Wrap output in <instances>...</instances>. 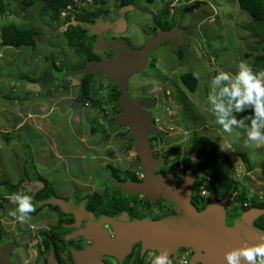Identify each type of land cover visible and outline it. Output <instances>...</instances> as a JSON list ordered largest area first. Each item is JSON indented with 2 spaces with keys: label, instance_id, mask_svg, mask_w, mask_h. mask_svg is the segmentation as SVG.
<instances>
[{
  "label": "rangeland",
  "instance_id": "374dc122",
  "mask_svg": "<svg viewBox=\"0 0 264 264\" xmlns=\"http://www.w3.org/2000/svg\"><path fill=\"white\" fill-rule=\"evenodd\" d=\"M119 1L100 0L99 7L106 13L90 31L99 40L90 42L97 54L103 57L102 62H114L118 66L120 59L127 61L140 57L143 54L141 50L150 39L163 36L164 42L147 52L148 63L144 69L139 71L134 67V72L128 76L127 87L135 102L145 99H138L143 95L155 98V107L151 111L155 118L154 127L158 131L167 129L169 135L164 143L153 141V134L159 136L160 132L148 136L149 157L152 164H156L154 171L167 170L184 154L196 166L203 141L212 139L219 143L225 155L220 163L221 182L234 180L240 184L242 191L247 192L249 199L264 201V143L246 142L248 128L233 127L231 132L224 131L216 123L208 102L212 92L211 80L216 77L212 72L214 67H222L235 76L241 63L250 68L257 55L246 56L249 53L246 44L257 40L243 28L253 21L250 13L242 10L237 0H172L169 6L165 5L168 0H155L153 4L139 0L127 9L118 8ZM91 3V0H78L77 5L93 10ZM43 5L42 0H36L35 5L24 11L18 2H14L6 15L0 13V29L15 23L20 28L42 32L35 49L0 46V131L15 133L23 140L4 142L0 137V197L8 198L2 203L4 214H1L0 233L2 238L16 240V246L11 247L8 246L11 243L6 245L0 238V250L10 248L11 251L13 248L4 259L12 254L16 264H28L36 251L39 254L46 251L43 234L38 232L40 230L46 231L49 236L54 235L64 261L68 259L61 240L68 230H55L60 217L48 209L37 216L30 215L24 223L8 215L9 210L15 207L10 203L11 194L23 192L33 198L41 184L39 177L50 182L57 193L51 198L70 197L83 201L92 196L105 198L104 195H115L114 199H124L129 206V197L133 196L138 200L135 207L139 215L150 216L149 220L154 221L174 216L177 214L175 209L178 211L175 202L164 198V186L159 187L158 197L154 199L145 193L124 189L122 183L106 171L110 165L116 168L119 177H124L126 172H134L136 168L142 173L143 161L135 147L138 140L132 135L133 127L122 124L120 120L122 106L114 107L107 101V112L102 114L101 109L81 105L77 102L79 81L71 77H64L63 80L52 68V63H56L57 67L64 65L66 70L73 71L83 68L84 63L67 42L64 19L51 21L42 13ZM115 18L120 20L119 23L116 24ZM115 25L118 30L105 34ZM108 48L115 53L111 59H106L110 51ZM48 71V82L38 84L45 81ZM185 73L198 76L199 88L195 93L182 83L180 77ZM98 74L118 86L109 75ZM103 76L98 81L107 86ZM63 84L68 85L67 92ZM107 92L101 91L100 98L104 102ZM13 125L16 129L12 128ZM93 130L96 132L93 133ZM130 138L136 140L134 146H131ZM260 144L261 149L256 148ZM243 155L250 159L253 169L250 176ZM29 159H33V167L26 172L25 166L32 164ZM144 180L145 175L140 182ZM22 181L21 190L19 185ZM5 182L10 185H5ZM105 201L108 202L107 198ZM32 203L34 205L33 199ZM225 211L227 221L228 212L231 218L234 208L227 204ZM75 238L77 236L70 237ZM184 255L183 252L174 258L171 256L168 258L170 264H181ZM105 256L118 259L108 254L99 257L101 262ZM74 261L75 264H89V259L78 262L74 258ZM122 262L125 263V258ZM93 264H98V261L94 260Z\"/></svg>",
  "mask_w": 264,
  "mask_h": 264
},
{
  "label": "trees",
  "instance_id": "16d2710c",
  "mask_svg": "<svg viewBox=\"0 0 264 264\" xmlns=\"http://www.w3.org/2000/svg\"><path fill=\"white\" fill-rule=\"evenodd\" d=\"M82 2H87L89 0H81ZM93 5V10L89 8H79L77 2L75 0H42L43 7L41 11L43 14L47 15L51 21L58 22L64 19L65 29L64 35L66 36L67 42L71 48L74 49L75 54L83 61L84 67L78 70H66L64 65L61 67H57L56 63H52L51 66L54 70L58 72L62 79L64 77H71L73 79H77L79 81V85L77 86V102L83 106H91L92 108L101 109L102 114H106L107 109L105 105L112 103L114 107L121 106V89L110 82L108 79V85L105 86L103 83L99 82V77L103 75L94 74V73H86L84 71L89 64L93 62H101L95 52L94 46L90 41H96V36L92 35L90 31L93 29V26L97 23V20L104 16L106 11L100 8L101 4L100 0H91ZM139 0H120L118 8L127 9L132 8L136 2ZM148 3L153 4L155 0H146ZM169 3L165 5L169 6L172 0H168ZM175 1V0H174ZM14 2H18L21 5L22 10L26 11L31 6L35 5L36 0H0V13L2 15H6ZM240 8L244 11H247L252 16V23L244 26L243 28L252 33L253 37L257 40L255 43L246 44L247 49L249 51L246 54L247 57H252L254 53L257 55L254 57V60L250 63V69L254 74H258L260 72H264V0H237ZM63 16V17H62ZM42 34V32L38 29H25L20 28L15 23H11L2 27L0 29V46L20 49L23 47H28L31 49H35L37 46V39ZM45 81L38 83L45 85L48 82V78L50 77L49 71L46 73ZM216 74V72H215ZM96 77L98 79H96ZM104 77V76H103ZM52 78V77H51ZM105 78V77H104ZM103 78V79H104ZM182 83L187 87V89L191 93H195L199 88V79L198 76L192 73H185L180 77ZM22 79L21 81H23ZM65 80V79H63ZM65 82V81H63ZM103 86H102V85ZM63 88L67 92L68 85L63 84ZM108 91L106 96V101L101 100V91ZM41 91V90H39ZM42 92V91H41ZM145 96V95H144ZM133 99V98H132ZM147 99V98H145ZM149 99L153 100V105L151 111L154 110L155 107V98L150 96ZM108 103L106 104V102ZM150 111V112H151ZM106 116V115H105ZM237 120H243L244 123L242 128H248L250 126V122L252 119V109L251 107L246 109L243 112L237 113L235 115ZM155 122V118L152 116V123ZM13 129H16V125H13ZM100 127L98 128V130ZM249 129V128H248ZM93 133L96 131L93 130ZM0 137L4 142H10L12 140H18L19 142H23L22 138L16 136L15 133L10 132H1ZM135 139L132 138L131 146H134ZM130 146V147H131ZM28 147V146H27ZM225 156L223 152V148L212 139H205L199 148L198 151V163L195 166L190 157L186 156L182 163L177 162L176 165L171 166L170 170H165L163 173L166 175L173 176L175 178L185 177L186 174H190L194 178L193 184V192L194 195L191 198V203L196 208V210L201 211L204 210L205 206H208L211 197L216 199L218 204L225 202L226 204H231L234 208V218L237 215H240L251 209H261L264 211V202H257L256 199H249L247 196V192L242 191L239 187V183H235L232 180L230 183H222L221 177L219 175L220 171V163L222 157ZM243 160L248 166L249 172L251 170V162L248 156L243 155ZM28 160V159H27ZM31 160V159H29ZM32 164L26 165V172L33 167V159L31 160ZM30 163V162H28ZM182 165L183 169L179 170L178 167ZM110 170V171H109ZM106 171H108L111 175H114L117 181L124 183L128 181V176H130V172L125 173V177H119L116 172V168L112 166H107ZM169 173V174H168ZM41 184L38 187L36 194L33 196V201H46L50 199L52 194L56 195L55 190L51 186V183L45 180L43 177H39ZM133 182H140L139 179L134 178V180H129ZM19 185L22 190L21 185ZM5 185L9 186L10 184L5 182ZM204 187L211 193V197H203L200 196V189ZM115 195H107L104 196L107 198V203L105 198L94 196L90 199H86L87 208L95 209V207L101 209L103 213L109 214L113 213L114 210L120 209L118 212L119 215L126 214V205L129 203L124 199H114ZM53 200H64L59 197L52 198ZM8 198L6 196L0 197V215L4 214V208L2 203L7 202ZM130 202H135V198L133 196L129 197ZM67 203V202H66ZM249 205L247 206V204ZM48 205L52 209L61 212L62 209L58 206L51 204H44L43 206ZM37 207L35 210L30 213L31 216H36L39 214L43 208ZM128 206V205H127ZM132 210V209H131ZM133 211V210H132ZM63 212V211H62ZM3 216H0L2 219ZM259 220H264V215H262ZM59 226L65 225L67 221L61 219L59 222ZM261 229H264L263 225H258ZM2 234L0 233V236ZM150 252L143 253L141 250V245L139 248L133 252H131L125 261V264H152V261L155 259H151L148 261ZM76 252L73 254L75 257ZM133 257L135 260L133 262ZM56 259V258H55ZM57 264V260L55 262Z\"/></svg>",
  "mask_w": 264,
  "mask_h": 264
},
{
  "label": "water",
  "instance_id": "95a60500",
  "mask_svg": "<svg viewBox=\"0 0 264 264\" xmlns=\"http://www.w3.org/2000/svg\"><path fill=\"white\" fill-rule=\"evenodd\" d=\"M162 41L164 42L162 35H158L154 40L150 39L145 48L141 50L143 54L138 52L141 54L140 57L135 56L127 61L120 59L117 63L121 64L118 66H115L114 62H93L81 73L109 75L121 87L123 115L120 120L122 124H130L133 127L132 135L138 140L135 147L143 161L142 168L145 173L144 182L130 181L122 183V187L128 191L145 193L157 199L159 187L164 186V198L178 205L177 214L158 221L149 219L130 221L128 216L118 219L95 220L92 215H87L84 205H81L80 208H73L64 200H48L47 204L59 206L66 213L74 212L78 220L86 218L90 221L87 229L79 234L93 239L95 247L84 253H76L74 258L78 262L80 259H89V264H93L94 260H97L98 264H103L99 257L108 254L116 256L119 261H122L138 243H141L144 249L143 253L147 250H156L159 255L166 253L170 258L181 248H186L193 249L195 252L194 259L190 264H227L225 258L227 253L246 246L264 244V232L254 226V222L264 215L263 210L251 209L237 215L233 219V225L228 226L225 202L218 204L216 199L211 197L206 209L201 211L196 210L191 204L194 184L192 176H186L184 184L176 190L177 178L170 175H155L153 168L156 167V164L153 165L149 157L147 139L152 133L158 134L159 131L151 125L152 113L143 108L149 101L143 99L135 102L127 87L128 76L134 72V67L142 71L148 63L147 52ZM131 67H133V71ZM212 72H216L218 75L221 72L227 73L221 67H214ZM226 83L231 84L232 81L229 80ZM104 223L111 226L115 234L114 238H110L108 233L103 230ZM8 253L9 249L0 250V264H8L4 259ZM50 264L56 263L50 259ZM241 264H244L243 260H241Z\"/></svg>",
  "mask_w": 264,
  "mask_h": 264
},
{
  "label": "clouds",
  "instance_id": "9594fccd",
  "mask_svg": "<svg viewBox=\"0 0 264 264\" xmlns=\"http://www.w3.org/2000/svg\"><path fill=\"white\" fill-rule=\"evenodd\" d=\"M75 1L78 2V0ZM229 80L232 81L231 84L225 83ZM211 88L212 92L208 96V102L211 105L212 114L216 117V123L221 125L226 132H231L233 127L242 128L244 121L237 120L233 112H243L247 107H251L252 119L248 126L246 142L264 143V72L254 74L247 65L241 63L235 76L229 75L228 72H221L214 77L211 80ZM261 145L256 148L261 149ZM251 173L253 171L248 170L249 176ZM207 192L211 197V193L208 190ZM9 199L15 207L9 210L8 215L21 223L28 221L29 214L35 210L31 196L20 192L11 194ZM260 202L264 201L261 199ZM225 258L227 264H241V260L244 264H264V244L234 250L227 253ZM152 264H170V261L167 254L162 253L155 257Z\"/></svg>",
  "mask_w": 264,
  "mask_h": 264
},
{
  "label": "flooded vegetation",
  "instance_id": "af4514ba",
  "mask_svg": "<svg viewBox=\"0 0 264 264\" xmlns=\"http://www.w3.org/2000/svg\"><path fill=\"white\" fill-rule=\"evenodd\" d=\"M120 16V15H119ZM121 17V16H120ZM122 18V17H121ZM100 19H102V17L100 18ZM100 19H98V20H100ZM120 21V20H119ZM119 21H116V18H115V22H116V24L117 23H119ZM108 27V26H107ZM118 26L117 25H115L112 29H110L108 32L106 31L105 32V34H108L110 31H113V30H118ZM103 30H107V29H103ZM101 31H102V29H101ZM104 34V35H105ZM96 39H98L99 40V37H96ZM113 40H116L115 38H112ZM127 42H129L128 40H126ZM109 49V48H108ZM110 50V49H109ZM94 52H95V54H96V56L100 59V60H102L103 59V57H101L100 55H98L97 54V52L95 51V48H94ZM115 55V53L113 52V50L111 49L109 52H108V57L106 58V59H111V58H113V56ZM218 74L216 73V76H217ZM105 79H107V78H105ZM128 85H129V80H128ZM152 96V95H151ZM149 95H143V96H141L140 98H138V99H143V98H147V101H149V103L148 104H146L145 106H144V109L147 111V112H150L151 111V108H152V105H153V100H151V99H149ZM151 125H153V123L151 122ZM159 136L158 135H156V134H153V136L155 135V138H154V140L153 141H159V142H162V143H164L165 142V140H166V137L167 136H169V135H167L168 133H167V129H159ZM134 139V138H133ZM130 140V142H131V140H132V138H130L129 139ZM176 152V151H175ZM186 156H188L187 154L185 155H183V158L180 160V161H175L171 166H173V165H176L177 164V162H179V163H182L183 161H184V159H185V157ZM171 168V167H170ZM170 168H168L167 170L169 171L170 170ZM178 169L179 170H182L183 169V167H182V165H180L179 167H178ZM155 174L156 175H166V173H163V171L162 170H155ZM169 174V173H168ZM144 175H145V173H144V171L142 172V173H139V171H137V168L135 169V171L134 172H131L130 173V176H128V181L129 180H134V178H137V179H139V181L141 180V178H144ZM190 175V174H189ZM188 174H186V176H189ZM185 176V177H186ZM124 177H125V175H124ZM185 177H179V178H177L178 179V186L176 187V189H179L183 184H184V179H185ZM127 181V182H128ZM37 190H38V188H37ZM37 190L35 191V194H36V192H37ZM57 194V193H56ZM193 195H194V192H193ZM192 195V196H193ZM105 196V195H104ZM93 197V196H92ZM92 197H89L88 199H90V198H92ZM99 197H101L100 195H99ZM59 198H61V197H59ZM61 199H65L66 200V202L70 205V206H72L73 208H80L81 207V205H84V207H85V211H86V213H87V215H92L93 217H94V219L95 220H101V219H106V218H111V219H118V218H120V217H122V216H128L129 217V220L130 221H134V220H146V219H149V217L148 216H140L139 215V213H138V210L136 209V205H137V203H138V200L136 199L135 200V202L133 203V202H131V204L126 208V210H127V213L126 214H122V215H119L118 214V212H120L119 210L121 209H117V210H114V212L113 213H109V214H105V213H103V211L101 210V209H99V208H97V207H95V209H92V208H87V202L86 201H88V200H83V201H80L79 199H76L77 201H75L73 198H61ZM48 200H53L51 197H50V199H48ZM48 200H46V201H33L34 202V205L36 206L35 208H37V207H41V206H43L44 204H47V201ZM192 201V200H191ZM46 202V203H45ZM192 204V203H191ZM51 205H53V204H51ZM193 205V204H192ZM56 206V205H55ZM58 207V206H57ZM195 208V207H194ZM46 209H48L49 210V212H51V213H53V214H55V215H57L58 217H60L59 218V222H60V219H63V220H65V221H67V223L65 224V225H62V226H59V222H58V226H56L55 227V230H58V229H61V230H58V231H62V230H68V232L65 234V236L63 237V239H61L62 240V245L64 246V251H65V254H66V256H67V260L66 261H64V256L61 254V248L58 246V244L56 243V239H53L54 238V235H51V236H49L50 234L49 233H46V231H43V230H40V231H38L39 233H42L43 234V239H44V243H45V245H46V251H44V252H41L40 254L36 251V253H35V257L31 260V262H29V261H27V263L28 264H50V259H53L55 262H56V260H57V264H75V261H74V257H73V254L75 253V252H77V251H81V253H84V252H86V251H89L91 248H93L94 247V240L93 239H91V238H87V237H85L83 234H79L80 232H82V231H84V230H86L87 229V227H88V224H89V220L88 219H86V218H84V219H80V220H78L77 219V217H76V215H75V213L74 212H69V213H66V212H59V211H56V210H54V209H52L50 206H48V205H45V206H43V208H42V210H41V212L42 211H44V210H46ZM133 211H132V210ZM176 210V212H177V209H175ZM40 212V213H41ZM230 212V211H229ZM228 212V219H227V221H226V223H227V225L228 226H232L233 225V219H234V216H232L231 218H230V213ZM39 213V214H40ZM39 214H37V215H39ZM234 214V213H233ZM36 215V216H37ZM33 217V216H32ZM93 222V221H92ZM264 224V220L262 221V220H259V219H257L255 222H254V226L258 229V230H260V231H263L264 232V229H261L258 225H263ZM78 225L80 226V227H78ZM78 227V228H77ZM103 230L105 231V232H107L108 233V236L110 237V238H114L115 237V234H114V231L112 230V228H111V226L110 225H108L107 223H104L103 224ZM72 236H77V238H75V239H70V237H72ZM0 238H2V235L0 236ZM3 240V243L5 242L6 243V245H7V243L9 242V243H11L10 245H8V246H13V245H15L16 246V240L15 239H12V238H8V237H3L2 238ZM67 241H69L68 243H67ZM3 243H1L2 245H3ZM76 244V245H75ZM141 245V250L143 249V246H142V244L141 243H138L135 247H134V249H133V251H135V250H137L138 248H139V246ZM6 249H9V253H11V251L13 250V248L11 249V251H10V248H6ZM189 250H193V249H186V248H181L177 253H175V254H173L172 256V258H174V256H176L177 254H181V253H183L184 252V254L185 253H187ZM132 251V252H133ZM194 251V250H193ZM146 252H150L149 254V257H148V261H150L151 259H153V258H155V257H157V256H159V254L157 253V252H152V251H150V250H147ZM8 253V254H9ZM79 253V252H78ZM195 253V252H194ZM106 257V256H105ZM103 258V259H101L102 260V262L104 263V264H120L121 263V261H119V259H115V258H110V256H107L106 258ZM151 257V258H150ZM56 258V259H55ZM134 259H133V262H134V260H135V257H133ZM126 259H127V256H126V258H125V261H126ZM6 261L8 262V264H16V260L14 259V257H13V255L12 254H10L9 256H8V259H6ZM121 264H125L124 262H122ZM133 264V263H132Z\"/></svg>",
  "mask_w": 264,
  "mask_h": 264
},
{
  "label": "built area",
  "instance_id": "2783aa9c",
  "mask_svg": "<svg viewBox=\"0 0 264 264\" xmlns=\"http://www.w3.org/2000/svg\"><path fill=\"white\" fill-rule=\"evenodd\" d=\"M178 1V0H177ZM200 196H207L208 192L204 187H201L200 189ZM194 255V251L193 250H189L187 253H185V255L183 256V258L181 259V264H189L190 263V258Z\"/></svg>",
  "mask_w": 264,
  "mask_h": 264
}]
</instances>
